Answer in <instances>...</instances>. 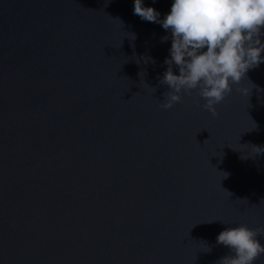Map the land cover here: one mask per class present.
I'll use <instances>...</instances> for the list:
<instances>
[{
  "label": "water",
  "instance_id": "1",
  "mask_svg": "<svg viewBox=\"0 0 264 264\" xmlns=\"http://www.w3.org/2000/svg\"><path fill=\"white\" fill-rule=\"evenodd\" d=\"M133 7L0 0V264H217L264 228V63L165 110L171 33Z\"/></svg>",
  "mask_w": 264,
  "mask_h": 264
},
{
  "label": "clouds",
  "instance_id": "2",
  "mask_svg": "<svg viewBox=\"0 0 264 264\" xmlns=\"http://www.w3.org/2000/svg\"><path fill=\"white\" fill-rule=\"evenodd\" d=\"M133 14L171 33L170 58L164 61L167 71L159 80L169 88L160 105L165 110L182 102V94L191 96L195 91L205 100L202 107L216 116V105L232 92L231 85L264 63V0H173L162 20L155 8L134 0ZM168 39L162 37L161 42ZM237 91L247 94L246 89ZM252 147L256 155L264 154V147ZM262 235L264 228H225L216 242L228 248L229 254L217 264H255L264 255V244L258 239ZM210 251L207 247L205 252Z\"/></svg>",
  "mask_w": 264,
  "mask_h": 264
}]
</instances>
